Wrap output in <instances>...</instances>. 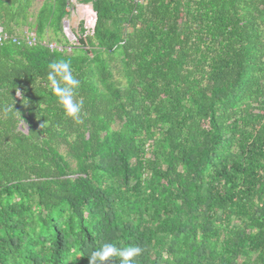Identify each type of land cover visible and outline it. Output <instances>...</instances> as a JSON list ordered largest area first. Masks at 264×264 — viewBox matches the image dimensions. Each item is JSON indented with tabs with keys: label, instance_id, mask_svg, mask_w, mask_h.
Masks as SVG:
<instances>
[{
	"label": "trees",
	"instance_id": "obj_1",
	"mask_svg": "<svg viewBox=\"0 0 264 264\" xmlns=\"http://www.w3.org/2000/svg\"><path fill=\"white\" fill-rule=\"evenodd\" d=\"M81 1L94 33L71 44L70 0L33 23V0H0L7 34L70 48L0 44V264L109 242L141 247L133 264H264V0ZM60 60L79 120L47 80Z\"/></svg>",
	"mask_w": 264,
	"mask_h": 264
},
{
	"label": "clouds",
	"instance_id": "obj_2",
	"mask_svg": "<svg viewBox=\"0 0 264 264\" xmlns=\"http://www.w3.org/2000/svg\"><path fill=\"white\" fill-rule=\"evenodd\" d=\"M49 68L47 80L50 82L52 93L57 97L65 114L79 120L83 102L76 100L75 97L78 94L81 81L73 75L71 62L60 60L51 63ZM142 251L143 249L139 246L118 247L115 243L109 242L91 253L88 264H97L98 261L102 264V262L115 257L120 259V264H133L134 258L140 256Z\"/></svg>",
	"mask_w": 264,
	"mask_h": 264
},
{
	"label": "built area",
	"instance_id": "obj_3",
	"mask_svg": "<svg viewBox=\"0 0 264 264\" xmlns=\"http://www.w3.org/2000/svg\"><path fill=\"white\" fill-rule=\"evenodd\" d=\"M86 19H80L78 22L77 28H79V32L75 33L73 32L71 28V23L68 19H65L63 21V29H64V35L67 37L68 41L71 44L77 43L78 35L80 34V28L82 25V28L84 30L83 37L93 35L94 33V26H95V13L92 9L91 4H86ZM6 42H12L14 44L20 45L21 43H26L29 47H35L38 45H43L48 47L50 50H58V51H64L67 50L70 51V48H64L63 46L57 45L53 42H47L42 41L36 37L34 33H32L27 27H23L19 29V31L15 34H7L1 27H0V44H4Z\"/></svg>",
	"mask_w": 264,
	"mask_h": 264
},
{
	"label": "rangeland",
	"instance_id": "obj_4",
	"mask_svg": "<svg viewBox=\"0 0 264 264\" xmlns=\"http://www.w3.org/2000/svg\"><path fill=\"white\" fill-rule=\"evenodd\" d=\"M43 1L44 0H33L32 8H31L32 18L30 19L31 23H33V16L38 11V9L42 5ZM86 4L87 3H84L81 0H70V5L67 9V11L69 12V16L65 19H68L70 21L71 28H72L73 32H75V33L79 32V28H77V25H78V22L80 21V19H86L85 18L86 17V12H85ZM62 31L64 34L63 25H62ZM51 36H52V39H51ZM61 39H62L61 35H58L55 38V37H53V35L50 34V35H46L44 41H47V42L51 41V42L55 43L57 41L62 42V41H60ZM59 45H62V44L59 43Z\"/></svg>",
	"mask_w": 264,
	"mask_h": 264
}]
</instances>
